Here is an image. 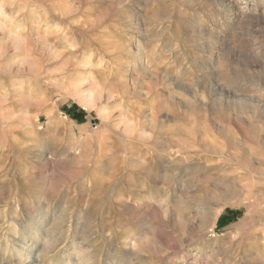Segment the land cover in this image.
Listing matches in <instances>:
<instances>
[{
    "label": "rangeland",
    "instance_id": "374dc122",
    "mask_svg": "<svg viewBox=\"0 0 264 264\" xmlns=\"http://www.w3.org/2000/svg\"><path fill=\"white\" fill-rule=\"evenodd\" d=\"M261 252L264 0H0V264Z\"/></svg>",
    "mask_w": 264,
    "mask_h": 264
},
{
    "label": "bare ground",
    "instance_id": "6f19581e",
    "mask_svg": "<svg viewBox=\"0 0 264 264\" xmlns=\"http://www.w3.org/2000/svg\"><path fill=\"white\" fill-rule=\"evenodd\" d=\"M216 87V86H215ZM241 111L240 112H245L246 110H242V109H240ZM199 129L197 128V130H193L191 133H189V138H191L192 140H193V142L194 143H196L197 142V135L199 134ZM226 134H227V132H226ZM232 134V133H231ZM193 135V136H192ZM229 135V134H228ZM220 136H221V138H224V140L226 141L225 143H226V145L229 147H231L232 145L233 146H235L237 143H236V141L233 139V138H230L229 136H225V133L224 132H220ZM217 141V140H216ZM201 142H203L202 143V146L205 148V149H214V153L215 154H219V152L217 151V146H216V144L215 143H213V144H210V143H208L205 139H203ZM246 165H248V164H246ZM203 219V218H202ZM207 236V235H206ZM260 255H261V257L262 258H264V252H261L260 253Z\"/></svg>",
    "mask_w": 264,
    "mask_h": 264
},
{
    "label": "trees",
    "instance_id": "16d2710c",
    "mask_svg": "<svg viewBox=\"0 0 264 264\" xmlns=\"http://www.w3.org/2000/svg\"><path fill=\"white\" fill-rule=\"evenodd\" d=\"M75 111H78V113H76ZM67 113L72 119L77 120L79 122L83 121L87 116L86 112L84 110L79 109L77 105H74L73 107L69 108Z\"/></svg>",
    "mask_w": 264,
    "mask_h": 264
},
{
    "label": "crops",
    "instance_id": "0c3cea01",
    "mask_svg": "<svg viewBox=\"0 0 264 264\" xmlns=\"http://www.w3.org/2000/svg\"><path fill=\"white\" fill-rule=\"evenodd\" d=\"M86 118V117H85Z\"/></svg>",
    "mask_w": 264,
    "mask_h": 264
}]
</instances>
